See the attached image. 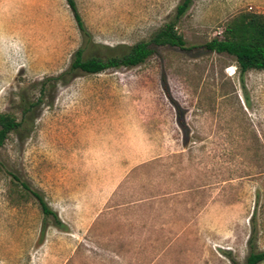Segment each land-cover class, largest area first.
I'll return each instance as SVG.
<instances>
[{"label":"rangeland","instance_id":"1","mask_svg":"<svg viewBox=\"0 0 264 264\" xmlns=\"http://www.w3.org/2000/svg\"><path fill=\"white\" fill-rule=\"evenodd\" d=\"M76 1L93 53L106 57L150 39L181 0ZM242 11L264 14V0H193L177 28L194 48L78 72L46 98L31 133L10 134L0 264H244L250 239L264 250V70L242 80L232 55L203 47ZM81 45L67 0H0V113L20 117L17 94L38 97Z\"/></svg>","mask_w":264,"mask_h":264},{"label":"trees","instance_id":"2","mask_svg":"<svg viewBox=\"0 0 264 264\" xmlns=\"http://www.w3.org/2000/svg\"><path fill=\"white\" fill-rule=\"evenodd\" d=\"M67 3L82 35V45L75 51L68 70L39 82L38 97L33 98L26 89L17 94L20 117L13 111L0 113V147L5 144L11 133H31L42 105L47 102L46 98L52 99L58 84L69 82L76 73L96 74L111 68L135 67L152 56L158 46H176L185 50L194 48L188 46L187 40L177 28L178 21L188 12L193 0H181L176 7L174 18L166 22L150 39L135 43L124 54L106 57L93 53V35L82 17L77 1L67 0ZM203 47L206 50L232 55L242 80L250 70H264V14L249 11L236 14L225 23L221 36L207 41ZM11 176L25 193H29L38 201L46 218L51 217L60 229L68 228L58 212L49 205L41 190L33 188L28 181L15 173H11ZM46 228L44 224L42 235L45 234ZM252 242L253 238L250 239L251 250L244 264H259L264 261V250H256Z\"/></svg>","mask_w":264,"mask_h":264},{"label":"built area","instance_id":"3","mask_svg":"<svg viewBox=\"0 0 264 264\" xmlns=\"http://www.w3.org/2000/svg\"><path fill=\"white\" fill-rule=\"evenodd\" d=\"M222 33V30L220 31V34Z\"/></svg>","mask_w":264,"mask_h":264}]
</instances>
